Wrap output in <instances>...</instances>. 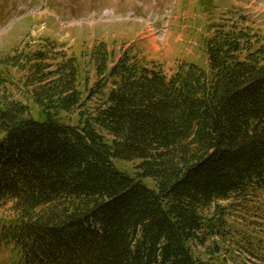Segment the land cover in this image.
Segmentation results:
<instances>
[{
	"label": "trees",
	"instance_id": "obj_1",
	"mask_svg": "<svg viewBox=\"0 0 264 264\" xmlns=\"http://www.w3.org/2000/svg\"><path fill=\"white\" fill-rule=\"evenodd\" d=\"M209 28L208 68L186 63L172 77L105 45L93 86L80 85L75 57L45 47L24 58L39 119L0 96L11 264H203L192 244L220 234L219 204L264 190V44ZM117 162L137 164L135 175Z\"/></svg>",
	"mask_w": 264,
	"mask_h": 264
},
{
	"label": "rangeland",
	"instance_id": "obj_2",
	"mask_svg": "<svg viewBox=\"0 0 264 264\" xmlns=\"http://www.w3.org/2000/svg\"><path fill=\"white\" fill-rule=\"evenodd\" d=\"M215 23L224 31L259 35L264 44V0H0V96L23 102L39 119L19 65L45 47L57 60L78 59L81 86L98 80L92 55L101 45L114 60L130 55L167 77L186 63L208 68L204 43ZM116 164L135 175L137 164ZM219 205L224 211L217 212L220 234L192 244L196 258L203 264H264V190ZM5 216L0 210V219ZM10 259L0 248V264H11Z\"/></svg>",
	"mask_w": 264,
	"mask_h": 264
}]
</instances>
